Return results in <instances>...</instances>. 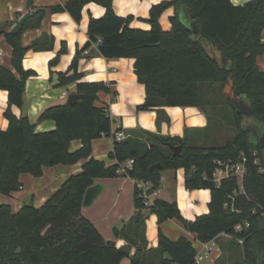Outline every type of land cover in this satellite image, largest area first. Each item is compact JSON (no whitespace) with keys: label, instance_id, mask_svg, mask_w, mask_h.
Instances as JSON below:
<instances>
[{"label":"trees","instance_id":"1","mask_svg":"<svg viewBox=\"0 0 264 264\" xmlns=\"http://www.w3.org/2000/svg\"><path fill=\"white\" fill-rule=\"evenodd\" d=\"M105 7L101 18L91 17L87 34L89 40L77 49L67 71L58 74L59 83L77 82L75 104L68 101L43 110L37 122L14 113L12 106L22 107L26 80L35 70L22 66L27 50L36 51L53 47L54 38L46 33L24 46L22 34L26 28L38 25L43 9L27 12L5 36L11 45V63L15 71L0 65V88L8 93V107L3 112L8 127L0 129V194L10 195L22 188L20 175H43L46 165L75 164L88 159L79 174L69 176L40 207L33 201L13 211L10 204H0V264H121L128 257L130 264H200L196 262L197 248L188 236L171 240L161 228L163 221L177 219L197 239L210 242L228 234L223 245L222 260L230 264H263L264 262V70L257 61L264 54V0L233 4L232 0H183L182 7L189 18L184 22L178 10L171 17L169 31L162 29L160 16L175 0L162 1L152 6L149 30L130 27L132 16L119 17L112 0H66L53 11L66 10L80 21L83 8L90 2ZM33 6V0H26ZM196 20L200 32L190 29ZM99 38L102 41L94 45ZM87 57L99 54L105 58L135 59L137 80L145 85L146 99L138 110L158 109L162 106H198L206 114L216 102L210 94L224 97L227 123L236 131L223 145H206V133L215 126L208 114L205 129L186 128L183 136L172 137L147 132L144 138L130 135L115 138L111 156L115 164L89 158L92 141L112 134L113 117L108 105L99 106L98 92L109 91L105 82L81 81L78 61L85 50ZM66 52L63 42L58 54L49 62L58 64ZM228 96L243 98L254 111L252 116L238 112ZM218 108H215V110ZM220 113H222L220 111ZM54 120L55 129L36 131L37 123ZM121 130V127L116 129ZM81 140L80 148L71 152L70 143ZM181 145L176 156L168 145ZM244 152L247 165L244 191L236 178H227L220 186L212 179L215 159L236 160ZM128 158L134 166L127 177L150 181L152 189L161 188L163 169L184 168L188 190L208 189L211 192L209 213L197 215L194 220L183 217L176 200L157 198L147 207L135 185V213L124 222L120 238L126 244L118 246L105 239L95 224L81 211L85 191L95 184L96 178L118 176V169ZM162 163L160 169H150ZM231 195L235 196L231 201ZM226 202L233 203L224 206ZM148 211L157 215L158 245L148 247L145 220ZM245 222L250 224L245 226ZM243 228L237 230L236 226ZM240 240L243 243H240ZM141 246V249H139ZM134 252L132 253V250Z\"/></svg>","mask_w":264,"mask_h":264},{"label":"crops","instance_id":"2","mask_svg":"<svg viewBox=\"0 0 264 264\" xmlns=\"http://www.w3.org/2000/svg\"><path fill=\"white\" fill-rule=\"evenodd\" d=\"M66 0H33V6H27L26 0H0V30L3 32L10 29L26 15L27 12H35L43 9L42 20L38 25L26 28L22 34V43L29 46L31 43L39 39L43 33L54 38L53 47L36 51L32 48L27 50L23 59V68L35 70V75H31L25 84V100L31 102L28 111V118L32 123L37 122L39 114L45 108L61 104L68 101V96L75 92L77 82L68 85L59 83L58 74L60 71H67L76 55L77 49L82 48L89 40L87 28L91 17L101 18L105 13V7L97 2H90L82 11L81 20L78 22L72 18L66 10L53 11L52 7L64 5ZM115 13L119 17L132 16L130 27L149 30L151 25L148 19L150 9L153 5L165 0H112ZM171 1V0H167ZM251 0H232L233 4H244ZM178 10L184 22H188L189 18L181 4L171 5L163 11L160 16V25L163 30L169 31L172 27L171 17ZM264 41V33H263ZM66 44V52L61 55L57 65L50 67L49 62L59 52L62 43ZM12 48L6 41L5 36L0 35V65L7 68H13L11 63ZM260 68L264 64V54L257 57ZM135 59L131 57L124 58H105L99 54L92 57L84 55L79 59L78 66L81 72V81L86 82H105L109 91H99L96 104L103 106L108 105V112L112 115L114 121L112 125V134L103 135L92 141V153L89 158H96L104 161L108 166L115 164L116 159L111 156L115 144L116 129L121 130L130 135H136L144 138L147 132L155 134L183 136L186 128L205 129L208 125V114L202 111L198 106H162L158 109H149L139 111L137 108L146 99L145 85L137 80L135 73ZM264 70V69H262ZM63 91L67 95H63ZM8 93L0 88V129L8 127L9 121L4 117L3 112L8 107ZM16 115L21 116V108L17 105L12 106ZM54 120L46 119L37 123L36 131L45 132V130L55 129ZM216 129L215 126H213ZM209 129L206 138L209 140L216 138L218 134L211 133L214 129ZM215 136H214V135ZM81 146V140H73L70 143L71 152L77 151ZM88 159L82 158L75 164H58L46 165L43 175L35 177L32 174L22 173L20 181L22 188L10 195L0 194V204H10L15 212L21 208L24 203L33 201L35 206H42L49 196L60 188L66 179L71 175L79 174L83 165ZM177 181L176 191L167 189L168 184L165 183L166 178L161 184V195L168 201L176 200L182 215L187 220H194L197 215L209 213L208 204L211 198L210 190L193 189L188 190L185 186V170L179 168L173 175ZM102 185L101 192L92 206H82L81 211L89 218L100 230L105 239L115 241L118 246L126 244L125 240L112 233V226L117 225L121 231V225L128 221L136 212L134 207V189L135 179L118 175L112 178H96L95 184ZM170 185V184H169ZM168 185V186H169ZM208 191L207 194L202 191ZM173 192V193H172ZM176 197V198H175ZM148 211V217H149ZM147 217V218H148ZM146 218V219H147ZM146 238L148 247H156L158 245L159 226L157 223V215L154 218L146 220ZM177 222L180 226L178 229L171 227L169 224L164 225L165 234L171 239L176 240L179 236H193L195 246L198 250L202 249V242L197 239L196 234L185 229L181 222L177 219H170ZM157 224V226H156ZM229 235L222 234L214 239L219 245L218 250H214L210 257L204 261L207 264H230L229 261L222 260L223 245L227 243ZM135 249L132 250V253ZM129 259V258H127ZM202 261L200 264H203ZM131 259H123L121 264H130Z\"/></svg>","mask_w":264,"mask_h":264},{"label":"built area","instance_id":"3","mask_svg":"<svg viewBox=\"0 0 264 264\" xmlns=\"http://www.w3.org/2000/svg\"><path fill=\"white\" fill-rule=\"evenodd\" d=\"M102 41V38H99L94 45H97ZM90 50H85L84 53L88 54ZM63 95H67L66 91H63ZM115 138L118 140L126 139L129 134L124 132L123 130H119L115 132ZM247 156L244 152H241V155L236 160L234 159H215V167L212 171V179L217 184V186H220L223 181L227 178H236L239 183V189L241 192L244 191L243 183L245 178V172H246V165H247ZM134 158H128L124 163H122L118 169V174L122 176L128 175L129 170H131L134 166ZM135 185L140 190L141 197L143 199L144 204L147 207H151L154 205V202L157 198H160L161 188H155L152 189V183L150 181H139L135 179ZM231 201H234L235 196L231 195ZM226 206H231L232 210L235 211V208L233 207V203L226 202ZM246 227H248L250 224L248 222L244 223ZM243 228L242 224H238L236 226L237 230H241ZM202 242V241H201ZM240 243H243L242 240H240ZM219 245L214 239H211L210 242H202V249L198 250L195 254V259L197 263H201L202 261L208 259L211 255V253L214 250H218Z\"/></svg>","mask_w":264,"mask_h":264},{"label":"rangeland","instance_id":"4","mask_svg":"<svg viewBox=\"0 0 264 264\" xmlns=\"http://www.w3.org/2000/svg\"><path fill=\"white\" fill-rule=\"evenodd\" d=\"M262 69H264V64L262 63ZM207 98H211L213 101H215L216 102V107L215 106H211V107H208V111H209V115L213 118V119H215V127H216V129H214L213 127V132H211V133H215V131H217L216 132V134H218V136L216 137V138H213V139H211V140H209L208 142H205V144L208 146V145H223L224 144V142L225 141H227V140H230V139H232L234 136H235V134H236V131H235V128L230 124V123H227L226 121H227V119L225 118V116H224V114H226V115H228V111H227V109H225V101H224V97H222V96H220V95H215L214 93L213 94H210V95H208V97ZM215 108H218V110L216 109L215 110ZM220 111L222 112V113H220ZM224 113V114H223ZM211 128V129H212ZM214 135V134H213ZM215 136V135H214ZM176 170H179V168H177ZM176 170L175 169H163L162 171H161V177H162V181L164 180V178H166V181H165V183L166 184H170L169 186L167 185L166 186V188L167 189H173V190H175L176 191V189H177V181H176V179H175V177L173 176L174 174H175V172H176ZM207 190V189H206ZM206 190H204V191H202V192H204V194L206 193L207 194V192L208 191H206ZM191 191V190H190ZM193 191V190H192ZM173 193V192H172ZM176 198V197H175ZM31 201H28L27 203H30ZM26 203V204H27ZM90 206H92V205H90ZM90 206H86V207H90ZM153 218H154V213H149V217L146 219V220H148V219H151V221L153 220ZM145 220V226H146V223H147V221ZM166 224H169L171 227H173V228H176V229H178L180 226H177L178 225V223L177 222H173V221H170V219H167V220H165V221H163L162 222V224L160 225L161 226V228L163 229V231L165 230V227H163L164 225H166ZM123 225V224H122ZM121 225V226H122ZM115 226L116 227H118L117 225H113L111 228H112V233L115 235V233H114V228H115ZM156 226H157V224H156ZM158 227V226H157ZM180 229V228H179ZM165 232V231H164ZM116 237V236H115ZM189 238L192 240V241H194L193 240V236H189ZM228 239V238H227ZM226 239V240H227ZM195 242V241H194ZM128 257H125L124 259L125 260H129V259H127ZM223 258V257H222ZM123 260V259H122ZM207 262L209 263V261H204V263L203 264H207Z\"/></svg>","mask_w":264,"mask_h":264},{"label":"water","instance_id":"5","mask_svg":"<svg viewBox=\"0 0 264 264\" xmlns=\"http://www.w3.org/2000/svg\"><path fill=\"white\" fill-rule=\"evenodd\" d=\"M177 2H179V4L183 3V0H175ZM190 29L191 31H193L194 33L198 34L200 32L199 28H198V24L196 20H192L190 22ZM77 96L78 94L76 93H72L68 96V102L70 104H75L77 101ZM232 106L238 111V112H242L248 116H252L254 111L251 109V107L245 102V100L243 98H239V99H235L234 97L228 96ZM24 103L23 106L21 107V117L23 118H28V111L29 108L31 106V102L25 100V97L23 98ZM260 142L264 143V134L260 137ZM168 145L170 146L173 155L176 156L177 154L180 153V151L182 150V146L181 145H171L170 143H168ZM163 167V164L160 162L158 164L153 165L150 169H160ZM102 189V185L99 183H96L90 187H88L85 191L84 194V199H83V206H90L97 198L98 194L101 192ZM114 233L115 236L118 237L120 234V229L119 227L114 228ZM139 249H141V246H139ZM264 264V262H263Z\"/></svg>","mask_w":264,"mask_h":264}]
</instances>
